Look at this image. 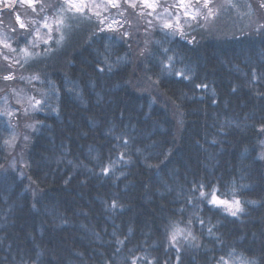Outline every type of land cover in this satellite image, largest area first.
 Masks as SVG:
<instances>
[{"label":"trees","instance_id":"16d2710c","mask_svg":"<svg viewBox=\"0 0 264 264\" xmlns=\"http://www.w3.org/2000/svg\"><path fill=\"white\" fill-rule=\"evenodd\" d=\"M45 2L41 15L55 18L62 0ZM215 18L184 26L192 43L150 33L138 15L127 43L125 28L78 21L62 48L52 35L38 49H54L39 62L0 67V110L5 97L20 107L14 91L43 98L44 108L0 117V264H216L221 256L264 264V18L249 27ZM146 41L151 54L141 57ZM157 41L190 79L159 76L166 55ZM37 73L31 90L23 79ZM13 130L23 140L15 168L3 143ZM200 183L244 211L233 217L198 202L191 189ZM171 222L189 228L195 245L170 246Z\"/></svg>","mask_w":264,"mask_h":264},{"label":"snow or ice","instance_id":"6c2138e0","mask_svg":"<svg viewBox=\"0 0 264 264\" xmlns=\"http://www.w3.org/2000/svg\"><path fill=\"white\" fill-rule=\"evenodd\" d=\"M39 4V11H44V4L41 2V0H0V5H2L3 8L7 9H13L14 11L9 12L8 15H14L15 16V22L16 25H18V29L15 25H11V30L14 32H18V35L28 37L33 35L31 25H34L37 23L33 20L26 21L25 19L21 18V15L19 11L17 10V5L19 7H25L31 8L33 12H37L36 5ZM123 5H127L129 8H132L134 10L141 9V11H138L136 14L138 16H144V15H152L153 13H156V15L153 17V20L158 21V24L153 25V20H148L147 24L150 27H158L160 31L164 33V36L175 38L177 35L180 36L181 39H185L188 41V43H192L194 41V37H189V34L184 31V25L180 23V13L177 12L175 14L169 12V8H177L180 9L183 12V16L186 17L184 24L191 27V24H189V20L195 21L197 24H200V21L202 20L204 22L201 26H207L208 24L213 22V18L217 16L218 11L213 6V0H176V3L173 5H167V4H161L160 0H106V3L104 5L105 8L112 7L120 9ZM228 6L229 7H236L235 4H232L230 0H228ZM58 12L56 14V18L53 21L56 25V32L60 33L59 39L55 41L56 48L55 50H59L62 48L65 43L70 40L71 38V29L73 28V25L71 23H66V21H72V20H90L91 17L86 16L84 14V9L88 7V5L85 3V0H62V3L56 5ZM96 7H100L97 5ZM251 7V5H249ZM257 7L259 9H264V0H257ZM147 8L150 9L148 13H144L142 9ZM157 8L162 9L160 12H156ZM202 9L206 11H202ZM64 13H73L71 16H66ZM123 15V12L120 13ZM94 15L97 16V21L100 32L104 31H111V32H118V28L113 27V25H120L122 26L121 22L118 20H115L114 18L109 22L107 25H105V17H101L100 14L94 13ZM199 18V19H198ZM48 17H44V23L43 27L48 29L47 38L43 39L44 44H49V42L52 40L51 32H52V26L48 23ZM2 22V20H0ZM124 23H128L131 27V22L125 20ZM261 28H264V24L260 25ZM68 29V32L62 31V29ZM39 28L35 29V34L39 36ZM92 35H96L95 30L92 32ZM131 35L130 32L125 31L123 33H119L120 39H123L126 43L128 42V37ZM91 39V36L89 37ZM109 39H112L111 37ZM157 44L160 45L163 53L166 55V60L162 59L160 60V73L159 76H163L165 74L167 75H175L178 78H183L185 80L190 79L189 75L185 72L184 69H176L174 64V57L171 55H167V53L170 51L169 48L164 47V45L157 41ZM29 46L36 47L37 44L33 43L31 40L28 41L27 46L20 49V52L23 54L24 58V64H27L29 60L34 59L35 57L40 56V53H33L29 50ZM5 47H9V45L5 44ZM129 49H131V43H128ZM54 49L53 48H45L43 50L44 54L47 55L51 53ZM12 51H16L15 49H12ZM149 53L148 49V42H145V47L140 49L139 55L143 57L145 53ZM5 59H8L7 56H5ZM19 63V61H17ZM23 66V65H22ZM109 70H111V66H109ZM100 71H103L101 68ZM23 79V77H21ZM14 79V75L9 73L3 76V80L10 81ZM31 80H39L40 76L39 74L33 75ZM149 80H151V77H149ZM159 77L157 80L152 81V83H159ZM197 88H206V84H196ZM18 96V94H17ZM43 99V98H42ZM42 99H37L35 96H30L26 98L27 106H25V98H17L16 103L20 105L18 109H10L7 106V98L5 97V105L3 107V110H0V117H8L9 119L16 115L19 112H23L24 115H27L29 111L32 112H38L43 111L44 108L42 107ZM10 127H15V125H11ZM25 127L32 128L33 130H36L34 125L27 124ZM264 130V129H262ZM17 139L16 135L13 133L11 135L10 139H5L3 141L4 145H7L9 147L14 146V142ZM25 140H28V136L24 137ZM128 141H125V145H127ZM264 158V157H262ZM121 159H123V155H121ZM112 162L109 161V164ZM14 167V165H13ZM102 172L104 175H107L109 172V168L105 167L102 169ZM31 179V177H29ZM210 190L205 191L206 185L203 183H200L198 185H193V188L191 189L192 193L199 192V197L197 198L198 202L203 201L205 203L220 206L223 205L226 210L230 212L232 216H237L239 212H243L244 209L240 206V200L234 199L231 202L227 200L220 199L217 196L218 189L215 186H207ZM191 202V201H190ZM254 203V202H250ZM115 207V203L112 205ZM183 211V209H181ZM188 223L191 224L192 220L189 219ZM200 223H203V220H200ZM170 229L168 231V241L170 246L176 247L177 252L180 251L178 245L180 243L178 237L183 235V239L185 241L189 240H195L196 237L192 235L191 230H188L185 232V229L181 228L179 226V222H171L168 226ZM209 232H211V228L209 229ZM118 243L123 244V241H118ZM179 259V258H178ZM133 264H135V261H133ZM216 264H227L224 257L221 256L217 261Z\"/></svg>","mask_w":264,"mask_h":264},{"label":"rangeland","instance_id":"374dc122","mask_svg":"<svg viewBox=\"0 0 264 264\" xmlns=\"http://www.w3.org/2000/svg\"><path fill=\"white\" fill-rule=\"evenodd\" d=\"M41 2L44 3L45 0H41ZM224 2L227 3V5H228V0L227 1L226 0H217V3L215 4V6L217 4H224ZM230 2L232 4H235L236 7H229L228 6L229 7L227 9L228 12L218 11V15H222L223 17H225V21H226L227 18H229L232 23H244L241 27H243V26L249 27V26H254L256 24V22H255L256 19H259V18L263 19L264 18V9H259L258 7H256V8L254 7L255 6V2L257 4V0H230ZM85 3L88 5V7H86L84 9V14L86 16L91 17L90 20L97 18V16L94 15V13L98 12L101 17H106V14L109 13V14H111L113 16L114 15L118 16L119 18L116 17L114 19L120 21L121 24H122V26L113 25V27H115V28L122 27V28H125L126 31H129V29H130L131 32H132V29L134 28V26H136L135 25V23L137 21V19H136L137 14L136 13L138 11H141V9H139V8L134 10L132 8H129L127 5H123V4H122V7L120 9L112 8L110 6L105 8L104 5L106 3V0H85ZM160 3L161 4H167V5H173V4L176 3V0H160ZM97 5H99L100 7H96ZM249 5H251V7H249ZM36 7H37V12H33L31 10V8H28L27 6L22 7V8L19 7V13H20L22 19H23V14H24V19L26 21L33 20V21L37 22V23L34 24L35 25L34 28L31 27L32 31H33V35L28 36L27 40H26V37L20 36V35H18V32H14V31L11 30V27H10L11 25H15L17 27V29H18V25H16L15 16L14 15H11V16L7 15V16L0 17V20H2V22H4V21L7 22L6 25L8 26L7 28L0 27V67L1 66L17 67V66H22V65L25 66L24 65L23 54L20 52V49L25 47L26 41L28 43L29 40H31L33 43L38 45L36 47H32V48L35 49V51H31V52L40 53L41 54L40 56L29 60V63L30 62L37 63V62H39L42 59L43 56H46L44 53L42 54V52L39 51L38 49L42 45H47V44L43 43V39L47 38L48 29L43 27L44 17L45 16L43 14L41 15L42 12L39 11V4H37ZM1 8H3L2 5H0V9ZM129 10H130V13H129ZM12 11H14V10H11V12ZM142 11L146 14V13H148L151 10L147 9V8H144V9H142ZM160 11H162V9L157 8L156 12H160ZM202 11H204V10L202 9ZM121 12H123V15L120 14ZM169 12H171L173 14L179 12L180 13V17H181L180 23L182 25L186 26L184 24V21L187 18L183 16V12L180 9L169 8ZM26 13L28 14V17H29L30 14H36V15L38 14V17L40 16L41 18L40 17H39L40 19L28 18V17L26 18V16H25ZM64 15L67 16V13H64ZM71 15H73V14H71ZM155 15H156V13H153L152 15L139 16L140 21L143 22V24H145V28L148 29V31H150V33L153 32V29L160 30L158 27H150L147 24V21L148 20H153V17ZM48 18H49L48 19V23H49V25L52 26L51 36L53 35V40L55 42L57 39H59V36H60V33L56 32V30H55L56 25L53 22L55 20V18H56V15H55V18L54 17H48ZM241 18H242V20H241ZM125 20L131 22V27L129 26L128 23H124ZM214 20H215V29H216L218 24L216 23V18ZM78 21H81V20L66 21V23H71L73 25V28H74V27H76L75 25L78 24ZM86 21L87 20H82L81 22H86ZM192 22L196 24L195 26H199V24H197L195 21L189 20V24H192ZM105 24L107 25L108 23L105 22ZM156 24H158V21L153 20V25H156ZM241 27H239V28H241ZM36 28H39V30H40L39 36H37L35 34V29ZM73 28H72V32H74ZM41 29H43V33L41 32ZM62 31L68 32V29L64 28V29H62ZM136 33H138V32H136ZM5 44L9 45V47H5ZM12 49H15L16 51H12ZM5 56H7L8 59H5ZM17 61H19V63H17ZM7 74H9V72ZM31 77L32 76H27V78H24L23 80H24L25 83H30L31 84V86H28V88H30L31 90H34V84L33 83L35 82V80H31L30 79ZM8 82L9 81H7V83ZM22 88L21 87H17L16 89H22ZM17 94H18L17 91L13 92V96H15V100L13 102L15 103V105L17 107H19L20 105H18L16 103L17 98H20V97L25 98V97L22 94H18V96H17ZM25 106H27L26 98H25ZM13 131H14V134L16 133V135H17L16 137L18 139L15 140L14 146H12V147L8 146L9 147L8 150H9V153L11 155L7 151V159H10L9 160V164L11 163L10 166L14 165L13 168H15L16 166H20V164L22 165L23 159L21 158V155H19V142H18V140L20 139V136L17 134V132L15 130H13ZM22 138L24 139V136H22ZM20 141L23 142V140H21V139H20ZM223 200H225V199H223ZM227 201L231 202L232 200H227ZM212 206H215V205H212ZM216 207L222 208L227 214L232 216L230 214V212L228 210H226L223 205L216 206ZM240 213L241 212H239L238 214H240ZM233 217H235V216H233ZM181 228L185 229V232L190 230L189 228H185V227H181ZM178 239L180 241L178 247L180 245H183V244L195 245V240L193 241V240H191V238H189V240L185 241L183 239V235L178 237ZM174 248H176V247H174ZM238 264H239V262H238Z\"/></svg>","mask_w":264,"mask_h":264},{"label":"bare ground","instance_id":"6f19581e","mask_svg":"<svg viewBox=\"0 0 264 264\" xmlns=\"http://www.w3.org/2000/svg\"><path fill=\"white\" fill-rule=\"evenodd\" d=\"M8 69H10V68H12V67H8V66H6ZM12 71H10L9 73H11ZM12 74V73H11ZM14 75V74H13Z\"/></svg>","mask_w":264,"mask_h":264}]
</instances>
